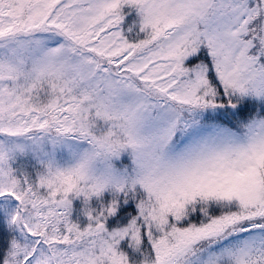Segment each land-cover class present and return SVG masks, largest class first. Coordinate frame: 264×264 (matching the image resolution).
<instances>
[{
	"label": "snow or ice",
	"instance_id": "1",
	"mask_svg": "<svg viewBox=\"0 0 264 264\" xmlns=\"http://www.w3.org/2000/svg\"><path fill=\"white\" fill-rule=\"evenodd\" d=\"M0 264H264V0H0Z\"/></svg>",
	"mask_w": 264,
	"mask_h": 264
}]
</instances>
